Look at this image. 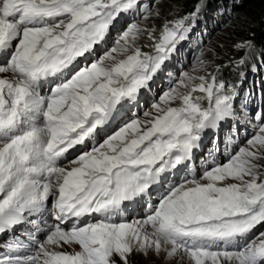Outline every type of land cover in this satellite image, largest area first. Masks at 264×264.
<instances>
[{
	"label": "snow or ice",
	"instance_id": "obj_1",
	"mask_svg": "<svg viewBox=\"0 0 264 264\" xmlns=\"http://www.w3.org/2000/svg\"><path fill=\"white\" fill-rule=\"evenodd\" d=\"M199 11L157 25V0H0V264H264V88L222 78L257 45L169 69Z\"/></svg>",
	"mask_w": 264,
	"mask_h": 264
},
{
	"label": "trees",
	"instance_id": "obj_2",
	"mask_svg": "<svg viewBox=\"0 0 264 264\" xmlns=\"http://www.w3.org/2000/svg\"><path fill=\"white\" fill-rule=\"evenodd\" d=\"M166 4H167L166 0H159L158 5L160 6L163 14L162 18H166L168 20L180 18L182 16L188 15L189 13H192L195 10L197 4L200 5V11L199 14L195 17V19L192 20L191 22L194 21L196 22L198 19L203 20V22L204 23L206 22V24L210 22L215 23L216 21H220L221 16L217 15L216 12L219 7H222L220 10L225 14L229 15L232 12L236 13L237 23L238 21H240L244 23L245 26L247 27V30L244 34L245 40L252 39L255 41V44L257 45V50L253 52L247 63L239 68L248 67V65L251 62L256 61L257 57H262L264 59V55H262L260 52V49L264 48V24L253 25L251 28H249L245 22V17H250L256 20L257 22H259L261 16H264V4H261L259 0H242V2L239 4L234 3L233 0H182L179 2V6L177 7V9L174 12L172 11L167 13V15L165 14V10L167 9ZM162 18L157 19L158 21H155V23L157 25H160L162 23ZM233 26H235V24H231L230 28H228L224 32L225 37L227 36L230 37L231 29ZM198 33L201 34V31L198 30ZM253 33L254 35H252ZM208 38L205 39V43ZM210 46L214 48L213 45ZM242 55H243L242 52L236 50L234 51L229 50L227 54L222 56L219 62L225 64L228 61L227 59L229 58L238 59ZM210 58H211L210 56H205V59L207 60ZM225 60L227 61L225 62ZM230 70L232 69L230 68ZM236 73H237L236 71L232 70L231 74H228V76H222V78L225 81L232 82V80L237 77Z\"/></svg>",
	"mask_w": 264,
	"mask_h": 264
},
{
	"label": "rangeland",
	"instance_id": "obj_3",
	"mask_svg": "<svg viewBox=\"0 0 264 264\" xmlns=\"http://www.w3.org/2000/svg\"><path fill=\"white\" fill-rule=\"evenodd\" d=\"M166 1H167V4H166L167 9L165 10V14L167 15V13H169V12H172V11L174 12L177 9V7L179 6V2L182 0H166ZM157 2L159 3V0H157ZM221 8L222 7H219L218 10L216 11L217 15L221 16V20L216 21L215 23H212V22L208 23V26H210L213 29V31L211 32L210 37L207 39L206 43L201 47V50H200V52L203 51V53H204V59H205V56L211 57L208 60L205 59V60L210 62V67H214L215 65H223L222 62H219L221 60L222 56L227 54L229 52V50L234 51L235 50L234 46L238 42L245 40L244 34L247 30V27L245 26L244 23H242L240 21H238V23H237V17H236L237 14L236 13L232 12L228 15V14L223 13L220 10ZM156 21H158V20H156ZM231 24H235V26H233L231 29V35H230V37H228V36L225 37L224 32L228 28H230ZM210 45H213L214 48H212ZM144 50L146 51L147 49H144ZM213 52H215L219 56V58L214 60V61L212 59V53ZM227 60H225V62L226 61L229 62V60H231V59L229 58ZM194 61H187L185 64L175 62V64H173L175 66V69H172V70H177V69L191 70L189 66ZM231 73H232V70H230V68H224V70L222 72V76H228V74H231ZM200 74H204V73L201 72ZM160 92H161V90L157 92L155 97H157ZM151 102L148 104H145L140 109V111L138 112L137 115L142 114L146 108H149ZM260 232H264V225L257 226V228L254 230L253 234L258 235ZM130 260H131V264H161V261L155 259L154 257L150 258V259H146L140 254H133L130 257ZM173 264H175V262H173Z\"/></svg>",
	"mask_w": 264,
	"mask_h": 264
}]
</instances>
